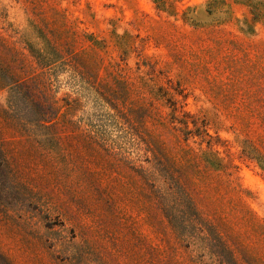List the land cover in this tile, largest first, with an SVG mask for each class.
<instances>
[{
  "label": "rangeland",
  "instance_id": "1",
  "mask_svg": "<svg viewBox=\"0 0 264 264\" xmlns=\"http://www.w3.org/2000/svg\"><path fill=\"white\" fill-rule=\"evenodd\" d=\"M0 255L264 264V0H0Z\"/></svg>",
  "mask_w": 264,
  "mask_h": 264
},
{
  "label": "trees",
  "instance_id": "2",
  "mask_svg": "<svg viewBox=\"0 0 264 264\" xmlns=\"http://www.w3.org/2000/svg\"><path fill=\"white\" fill-rule=\"evenodd\" d=\"M20 83L15 84L16 86ZM0 264H9L1 255H0Z\"/></svg>",
  "mask_w": 264,
  "mask_h": 264
}]
</instances>
